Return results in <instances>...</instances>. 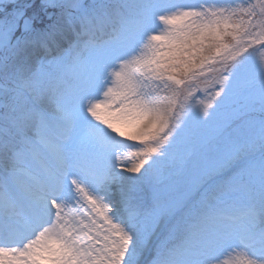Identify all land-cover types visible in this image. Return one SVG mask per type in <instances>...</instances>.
Here are the masks:
<instances>
[{
  "label": "snow or ice",
  "instance_id": "1",
  "mask_svg": "<svg viewBox=\"0 0 264 264\" xmlns=\"http://www.w3.org/2000/svg\"><path fill=\"white\" fill-rule=\"evenodd\" d=\"M264 0H0V264H264Z\"/></svg>",
  "mask_w": 264,
  "mask_h": 264
},
{
  "label": "rangeland",
  "instance_id": "2",
  "mask_svg": "<svg viewBox=\"0 0 264 264\" xmlns=\"http://www.w3.org/2000/svg\"><path fill=\"white\" fill-rule=\"evenodd\" d=\"M264 58V53H257V59Z\"/></svg>",
  "mask_w": 264,
  "mask_h": 264
}]
</instances>
